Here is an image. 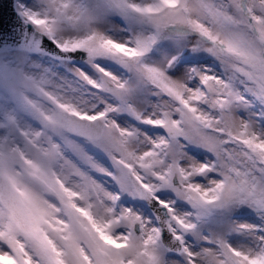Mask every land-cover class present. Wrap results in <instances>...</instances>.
I'll list each match as a JSON object with an SVG mask.
<instances>
[{"label":"snow or ice","instance_id":"6c2138e0","mask_svg":"<svg viewBox=\"0 0 264 264\" xmlns=\"http://www.w3.org/2000/svg\"><path fill=\"white\" fill-rule=\"evenodd\" d=\"M0 264H264V0H0Z\"/></svg>","mask_w":264,"mask_h":264}]
</instances>
